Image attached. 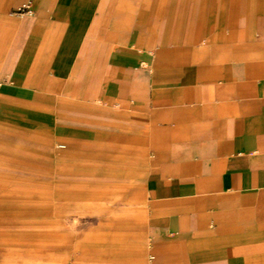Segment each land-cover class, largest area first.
Instances as JSON below:
<instances>
[{"label": "crops", "instance_id": "obj_1", "mask_svg": "<svg viewBox=\"0 0 264 264\" xmlns=\"http://www.w3.org/2000/svg\"><path fill=\"white\" fill-rule=\"evenodd\" d=\"M26 1L0 0V128L139 146L154 264H264V0Z\"/></svg>", "mask_w": 264, "mask_h": 264}, {"label": "rangeland", "instance_id": "obj_2", "mask_svg": "<svg viewBox=\"0 0 264 264\" xmlns=\"http://www.w3.org/2000/svg\"><path fill=\"white\" fill-rule=\"evenodd\" d=\"M72 131L0 128V264H154L139 211L142 149Z\"/></svg>", "mask_w": 264, "mask_h": 264}, {"label": "built area", "instance_id": "obj_3", "mask_svg": "<svg viewBox=\"0 0 264 264\" xmlns=\"http://www.w3.org/2000/svg\"><path fill=\"white\" fill-rule=\"evenodd\" d=\"M15 12L16 13H29L31 12V5H30V0L22 3L20 6H18L16 9H15ZM61 146H64V145H61Z\"/></svg>", "mask_w": 264, "mask_h": 264}]
</instances>
